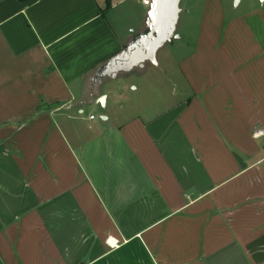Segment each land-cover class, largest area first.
I'll return each instance as SVG.
<instances>
[{"label": "crops", "instance_id": "obj_1", "mask_svg": "<svg viewBox=\"0 0 264 264\" xmlns=\"http://www.w3.org/2000/svg\"><path fill=\"white\" fill-rule=\"evenodd\" d=\"M149 1L0 0V264H264V0H204L138 101Z\"/></svg>", "mask_w": 264, "mask_h": 264}, {"label": "rangeland", "instance_id": "obj_2", "mask_svg": "<svg viewBox=\"0 0 264 264\" xmlns=\"http://www.w3.org/2000/svg\"><path fill=\"white\" fill-rule=\"evenodd\" d=\"M179 1L178 14L173 19L168 30L169 39L165 41L136 40L130 51V61L128 63L126 61L123 62L125 67L132 66V70L126 72V74L124 71V74H122L123 69L120 70L119 68L116 72L118 75L117 79L111 81L113 85L125 86L126 89L137 88L135 96L138 101L140 99L143 100L144 95L153 98L160 86L163 89L181 88L182 80L178 73L176 62L186 54L187 49L183 47L185 41H192L196 38L204 0ZM237 1L223 0L226 17L242 13L249 7L247 0H243L240 6H236ZM193 3H195L193 10H188V12L184 10L185 6H190ZM130 11L132 14L135 13V16L132 15L130 19V23L133 26L137 27V25H140L143 29H149L152 19L143 16L139 10L130 9ZM154 38L155 36H151V39ZM160 78H163V80ZM100 106L102 108L101 104Z\"/></svg>", "mask_w": 264, "mask_h": 264}, {"label": "water", "instance_id": "obj_3", "mask_svg": "<svg viewBox=\"0 0 264 264\" xmlns=\"http://www.w3.org/2000/svg\"><path fill=\"white\" fill-rule=\"evenodd\" d=\"M262 1V0H260ZM177 0H153V29L150 36H155L156 41L169 39L168 30L177 13ZM104 100L100 101L103 105Z\"/></svg>", "mask_w": 264, "mask_h": 264}, {"label": "built area", "instance_id": "obj_4", "mask_svg": "<svg viewBox=\"0 0 264 264\" xmlns=\"http://www.w3.org/2000/svg\"><path fill=\"white\" fill-rule=\"evenodd\" d=\"M142 4L145 6H148L150 4V1L149 0H142ZM90 119H93V117H90ZM258 134H260V133H258Z\"/></svg>", "mask_w": 264, "mask_h": 264}]
</instances>
